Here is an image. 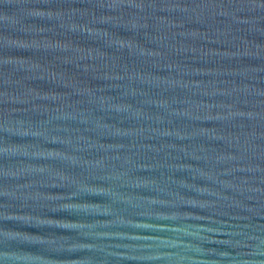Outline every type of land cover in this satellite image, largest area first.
<instances>
[{
    "label": "water",
    "instance_id": "1",
    "mask_svg": "<svg viewBox=\"0 0 264 264\" xmlns=\"http://www.w3.org/2000/svg\"><path fill=\"white\" fill-rule=\"evenodd\" d=\"M0 264H264V0H0Z\"/></svg>",
    "mask_w": 264,
    "mask_h": 264
}]
</instances>
